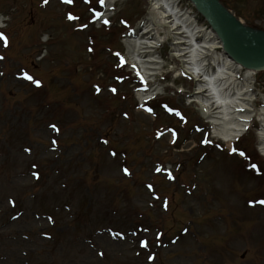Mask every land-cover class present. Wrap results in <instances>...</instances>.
Segmentation results:
<instances>
[{
    "label": "rangeland",
    "instance_id": "obj_1",
    "mask_svg": "<svg viewBox=\"0 0 264 264\" xmlns=\"http://www.w3.org/2000/svg\"><path fill=\"white\" fill-rule=\"evenodd\" d=\"M220 1L264 37V0ZM93 8L103 5L0 0V31L10 41H0V264H264V205L249 203L264 199L259 121L232 145L246 157L230 154L201 108L188 105L197 87L188 75L176 79L183 68L169 54L172 40L158 50L165 66L153 84L167 85L165 93L142 109L143 83L127 63L116 67L115 53L125 54L123 40L150 4L118 0L101 27ZM255 78L259 111L264 69Z\"/></svg>",
    "mask_w": 264,
    "mask_h": 264
},
{
    "label": "bare ground",
    "instance_id": "obj_2",
    "mask_svg": "<svg viewBox=\"0 0 264 264\" xmlns=\"http://www.w3.org/2000/svg\"><path fill=\"white\" fill-rule=\"evenodd\" d=\"M149 1L150 16L135 36H128L126 40L131 64L137 70L146 71L150 75L148 78L154 76L163 68L155 50L169 38L174 40L176 56L182 59L183 72L191 75L197 83L193 100L201 106L215 136L230 146L256 118L261 125L258 136L260 152L264 156V107L257 111L252 96L255 71L260 67L245 69L236 64L224 51L217 33L196 22L197 18H193L190 11L180 7L179 0ZM115 2L107 0L103 20ZM240 24L247 30L242 22ZM248 32L255 34L252 30ZM240 72H244L242 79L237 78ZM162 91L163 87L153 86L148 94L141 93L139 97L146 100Z\"/></svg>",
    "mask_w": 264,
    "mask_h": 264
},
{
    "label": "water",
    "instance_id": "obj_3",
    "mask_svg": "<svg viewBox=\"0 0 264 264\" xmlns=\"http://www.w3.org/2000/svg\"><path fill=\"white\" fill-rule=\"evenodd\" d=\"M210 18L231 57L246 67L264 66V38L244 29L218 0H193Z\"/></svg>",
    "mask_w": 264,
    "mask_h": 264
},
{
    "label": "snow or ice",
    "instance_id": "obj_4",
    "mask_svg": "<svg viewBox=\"0 0 264 264\" xmlns=\"http://www.w3.org/2000/svg\"><path fill=\"white\" fill-rule=\"evenodd\" d=\"M48 2H49V0H43V3H44V4H47ZM62 2H63L64 4H67V5H73V4H74V0H62ZM85 2H86V3H90L91 0H85ZM104 3H105V0H99V4H100V5H104ZM92 11H93V13H94V15H93V17H92V20H93V21L98 20V19L103 15L101 12L95 11L94 8L92 9ZM67 18H68L69 20H72V21H79V20H80V17L74 15L71 11H69V12L67 13ZM103 23H104L105 25H109V24L111 23V21L108 20V19H104V20H103ZM122 23H126V21H122ZM79 27L82 28V29L87 28V27H88V23H81V24L79 25ZM0 41L3 42V46H4L5 48H7V47L9 46V43H10L9 38H8V36L5 35V33L2 32V31H0ZM89 50L91 51V49H89ZM115 56H117V57L119 58V63L116 65V67H118V68L123 67V66H124V63H125L124 57H123L119 52H116V53H115ZM3 59H4V56L0 55V60H3ZM133 67H135V66L133 65ZM0 75H2V73H0ZM23 77H24L25 79H27L28 81L32 82L33 84H35L36 86H40V85H41V81H40L39 79H35L32 75H30V74L27 73V72H24V73H23ZM116 79L122 81V80H123V77H122V76H117ZM141 79H142V77H141ZM95 88H96V92H97V93H100V92L102 91V88H101L100 85H96ZM110 91H111L112 93L115 94V93H117L118 89H117L116 87H111V88H110ZM141 107H143V105H141ZM164 108H165L169 113L175 112L176 115H180L179 111L175 110L174 108L169 107L167 104L164 105ZM146 110H147L149 113H152V112H153V109L150 108V107L147 108ZM125 115H127V113H125ZM50 127H51L55 132H57V133L60 131V129L57 127L56 124H52V125H50ZM197 131H202V130L198 128ZM172 135H173V137H175V136L177 135V133L175 132V130H172ZM237 139H239V137H237ZM175 142H176L175 139H173L172 143H175ZM52 143L55 144L56 141L53 140ZM104 143L107 144L108 141L105 140ZM201 143H203V144H210V143H212V141H210V140H208V139L205 138V139H202V140H201ZM217 146L219 147L220 145H217ZM230 153H232V154H238L240 157H246V153H245L244 151L240 150L238 147H231V148H230ZM111 154H112V156H116V155H117V153L114 152V151H113ZM249 167H250L251 169L255 170L257 173L260 172V168H259L258 165L255 164V163L250 164ZM164 170L167 171V176H168L169 179H171V180H175V179H176V177L173 176L172 171H171L170 169H164ZM123 171H124V173L127 174V175H130V174H131V173H130V170H129L127 167H125V168L123 169ZM155 171H156L157 173H160V172L162 171V168H161L160 166H157V167L155 168ZM35 175L37 176V178H39V174H38V173L35 174ZM147 187H148L149 190H152V189H153V185H152L151 183H149V184L147 185ZM157 199H159V197H157ZM13 203H14V202H13ZM249 203H250V204L260 203V204L264 205V199H261V200H259V201H255V200H253V201H249ZM163 206H164L165 209H167V207H168V202H167V200H164V201H163ZM49 219H51V217H49ZM144 230L147 231V229H144ZM109 231H111V229H109ZM184 231L186 232L187 229H184ZM112 235H113L114 237H117V236H119V237H121V238L123 237V234H122V233H117V232H113ZM160 235H163V234L161 233ZM149 243H150L149 240L145 238V239H142V240L140 241V246H141L142 248L148 249V248H149ZM101 255H103V253H101ZM148 259H149L150 261H151V260H154V259H155V255H149V256H148Z\"/></svg>",
    "mask_w": 264,
    "mask_h": 264
}]
</instances>
